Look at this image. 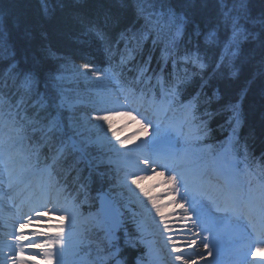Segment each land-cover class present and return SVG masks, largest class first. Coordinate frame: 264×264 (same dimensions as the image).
<instances>
[{
    "label": "snow or ice",
    "instance_id": "6c2138e0",
    "mask_svg": "<svg viewBox=\"0 0 264 264\" xmlns=\"http://www.w3.org/2000/svg\"><path fill=\"white\" fill-rule=\"evenodd\" d=\"M41 2L45 14H48V0ZM215 4V23L207 31L203 29L207 28L208 20H197L195 14L189 12L178 13L171 6V0H132L134 20L123 27H120L118 19L107 14L102 23L89 21L85 34L93 35L104 45L110 67L118 69L111 72L85 63L82 68L73 66L69 73L66 62L60 63L53 71L36 56L29 57L26 51L18 59L17 52L0 34V62L7 61L6 65L0 64V198L12 199L11 191L25 180L28 184L35 180L42 192L55 187L53 172L57 167L66 166L68 175L75 172L74 179L82 190L87 188V183H109L113 179L112 166L117 164L118 182L112 187L120 189L116 196L125 198L126 194V202L121 204L115 198L102 200L104 215L97 222L103 235L96 242L95 264H128L121 254L124 249H139L144 244V219L151 218L154 223L152 212L160 217L164 232L172 231L164 212L167 205L161 203L160 195L153 194L154 186L145 187L141 183L165 177L166 172L167 177L158 183L169 187L161 195L170 197L169 203L181 210L179 220L184 222L183 229L193 237L183 242L168 237L172 253H178L174 256L178 264H199V260L205 259L203 254L195 251L185 256L184 248L178 243L187 248H194L199 243L205 250L209 249L212 243L210 235L218 219L213 209L215 212L222 210L211 197V207L204 203V197L210 192L218 193L237 212L247 210L254 213L264 225V184L245 190L232 172L237 164L226 159L215 169L214 177L204 171L194 173L196 194L193 195L188 174L176 163L183 157L176 150L168 131H162L160 125L146 119L139 109L118 111L116 106L107 107L104 99L92 102L94 106L90 116L77 115L81 97L68 87L80 78L94 84L102 80L115 81L117 85L124 78L127 83L125 90L135 101L142 105L154 104L158 88L159 95L167 99L171 107L179 100L180 86L186 82L179 77L180 63L200 70L206 67L200 53L201 35L206 44L220 48L215 70L228 69L229 74L234 75V61L243 43L255 42L264 50V10L255 15L250 0H215ZM80 22L84 23L82 19ZM109 24L119 28L115 37L107 31ZM186 28H191L196 45L186 48L180 55L178 41L185 35ZM221 32L226 38L218 35ZM149 41L152 47L145 58ZM157 48L160 57L157 67L153 68L152 53ZM42 52L45 59L65 60L50 47L43 48ZM169 61L172 72L168 75L173 82L165 76ZM125 74H130L131 78L127 79ZM198 100L199 94L182 105L187 120L197 119L194 111ZM225 110L232 113L228 124L232 128L230 136H235L240 124L238 106L229 105ZM133 111L141 118L132 115ZM204 115L210 118L212 114L205 112ZM116 116L130 118L139 125L137 132L148 138L137 143V132L121 137L119 130L114 128ZM201 125L194 133L197 139L206 127L203 121ZM44 148H48L50 155H44ZM158 168L162 170L157 171ZM149 169L151 175H147ZM49 203L42 196L29 207L28 214L21 217L14 233L8 234L12 240L4 243L8 253L0 255V264H37V258L40 264H65V252L71 243L65 231V221H68L70 230L74 217L55 204L49 207ZM54 213H59L58 219L51 215ZM30 226L31 231L26 234L25 229ZM253 243L264 244V228L255 239L248 238L246 248H251ZM28 250L34 251L26 255ZM149 254L137 256L135 264H146L145 256ZM258 254L264 255V247L255 248L253 255ZM243 256L242 264H259L246 259V250Z\"/></svg>",
    "mask_w": 264,
    "mask_h": 264
},
{
    "label": "trees",
    "instance_id": "16d2710c",
    "mask_svg": "<svg viewBox=\"0 0 264 264\" xmlns=\"http://www.w3.org/2000/svg\"><path fill=\"white\" fill-rule=\"evenodd\" d=\"M171 6L178 13L189 12L195 14L197 20L209 21L204 31L214 26L216 12L215 0H171ZM49 12L45 14L41 0H0V34L6 37L7 43L17 52V58H22L25 51L29 57L36 56L46 68L55 71L60 63H67L69 73L73 66L81 68L85 63L104 69L110 61L104 51V45L91 34H85L86 24L89 21L103 22L104 16L110 15L120 21V27L134 20L132 0H48ZM250 7L255 15L264 10V0H250ZM84 23H81L80 20ZM107 31L115 37L119 28L109 24ZM222 39L223 32L218 34ZM30 37V38H29ZM191 39V43L189 40ZM178 52L183 55L186 48L196 45V38L191 35V28H186L185 35L178 41ZM200 53L204 58L206 67L200 70L192 65L179 66V77L186 82L180 86V101L192 100L199 94L195 114L199 126L201 121L204 127L203 141L194 144L195 152L204 154L205 146L215 151L225 143V137L232 132L228 119L232 115L225 109L229 105L238 106L240 124L230 147L231 153L244 157L249 166L258 173H264V50L255 42H245L241 45L235 67L234 75L229 74L228 69H216V61L219 59L220 48L212 44H206L204 36L199 37ZM50 47L65 60L59 62L44 58L43 48ZM151 41L146 45L144 57L151 49ZM152 67H157V59L160 50L152 53ZM0 64H7L2 61ZM215 70V71H214ZM172 72V64L169 61L165 76L172 81L168 73ZM130 79V74H125ZM124 79V78H122ZM126 80V79H124ZM207 81V83H205ZM88 82L83 78L68 85L81 97V106L77 115L91 114L92 106L87 103L93 93L87 89ZM203 85V88L201 87ZM211 113V117L204 115ZM90 116V115H89ZM44 155H50L48 148L43 149ZM42 155V156H44ZM41 156V157H42ZM59 181H65L68 186L74 184L72 191L81 202L86 201L96 206V194L106 188L113 191L120 189L117 184L112 166L113 179L109 183L101 184L99 181L87 183L84 195L80 192V183L74 179L75 172L66 174L64 168L57 167L53 172ZM87 175V172L84 173ZM115 199H121L118 196ZM121 204L126 202L121 199ZM103 233L94 223L86 229V239L82 247L88 252L91 264L96 260V242ZM143 246L139 249H124L121 256L128 264H135V258L143 255Z\"/></svg>",
    "mask_w": 264,
    "mask_h": 264
},
{
    "label": "rangeland",
    "instance_id": "374dc122",
    "mask_svg": "<svg viewBox=\"0 0 264 264\" xmlns=\"http://www.w3.org/2000/svg\"><path fill=\"white\" fill-rule=\"evenodd\" d=\"M88 89H94L97 91L96 96H92L90 101L93 102L104 99L107 101V105H106L107 107L116 106L118 111L139 109V111L143 114V116L146 119L152 121L153 124L160 125L162 131H165L168 123L173 122L174 126L172 127L171 130L168 131V133L172 138L173 144L176 146V150H179V147L182 144L185 143L188 144L191 139L196 138L194 133L196 131L197 124L195 123V121L187 120L183 108L178 106L177 104H174L171 107H169L168 102L166 103L163 102L161 104H158V102L155 101V103L152 105H148V104L142 105L141 103L135 101L132 97L128 95L127 91L125 90L126 88L120 87V85H117L115 81L109 83L107 81L102 80L101 83L98 84L92 83L90 86H88ZM132 115H137V112L133 111ZM140 118L141 117L137 115V119ZM93 123H97V122L94 121ZM114 128L119 130L121 137H123V136H130L133 132H137L139 125L136 124L134 121H131L130 118L128 117L116 116L114 118ZM5 131H7V129ZM137 136H138V140L136 141L137 143H139L140 140L142 139L148 138V137H144L141 133L138 132H137ZM191 161H194V159L193 158L186 159L184 162L180 164V167L186 172V174H188L190 181V188L192 189V186L194 185V173L192 172V170L196 164L191 163ZM176 163L178 164V161H176ZM220 164L222 165L223 162H220ZM115 165L118 167L117 164ZM141 167H143V165H141ZM160 170L162 169L159 168L157 169V171ZM238 174H239L238 182L243 185V188L245 190H248L250 187L247 189L245 183L252 182L254 178L251 177L247 178V176H244V173L241 168L238 171ZM147 175H151V169H149ZM167 175L168 173L166 172L165 177H157L155 180H145L141 182L142 185L145 187L154 186L153 194L160 195L161 203L167 205V207L164 209L166 222H168L169 228L172 229V231L170 232L167 233L164 232L163 225L160 224V217L155 216L154 212H152V217H154L155 219L154 223L151 218L144 219V232L147 234L145 236L144 242L148 249V253L150 252L148 256L153 259L155 264H178V262L174 260V256L178 253H172L171 245L167 243V239L169 236H171L172 239L173 237H176V239H173L176 241H178L180 237H183L185 240V235L178 232H174L176 225L183 222L176 219V217H178V214L176 213L177 208H175L174 205L169 203L170 197L161 195L162 193H165L169 185L159 184L158 181L166 178ZM34 183L35 180H33L31 184H28V182L25 180L24 182H21L18 187L14 188L11 191L10 195L12 196V199H8L7 197H4L9 204H6L4 208L0 207V220L3 221L2 222L3 227L0 230V255L8 253V248L3 247V245L5 242L8 243L11 242L12 236L8 234L14 233L15 228L18 226L19 222L21 221V217L24 214H28L29 209L27 210L25 209V207L27 205H29V207L32 206V204L40 200L42 196L50 201L48 205L49 207L55 204L58 208L65 209L67 215H71L72 217H74L76 214V211L74 210L71 204L65 201L64 198L58 197V195H56L57 192L53 187L48 188L46 191L42 192V194H38L37 184ZM209 197L213 199H217L218 196L217 193L210 192L208 193V195H206V199L204 197L205 199L204 203L209 204V207H211V204L209 202ZM21 198H24V201H22L18 205V210H20L21 213L20 215L19 214L16 215L14 204L17 201L20 202ZM140 198L142 200L144 199L142 196ZM145 203H147V201H145ZM148 207L150 208V205H148ZM174 208L175 211H173ZM51 215H53L56 219H58L59 213H54ZM217 215H221V214H217ZM10 217L12 221L11 223H10ZM44 219H46V217ZM216 223L219 224L218 219ZM65 224H66V228H65L66 234H68L69 232L76 233V231L78 230V227L75 223V217L73 223L70 225V230L67 220L65 221ZM221 225L223 224L221 223ZM29 231H31V226L29 227V229H25L26 234ZM74 240L75 238L71 239L70 241L73 242ZM210 241H212V243H210V247L208 250H205L203 248V245L201 244V248L199 249L198 252L204 255L205 259L203 260L205 262H209L210 260V264H212L213 263L212 259L214 258V255L224 252L225 247L223 248V245L225 243H228L230 245L232 241L227 240L226 238L224 239L217 238L213 234L210 235ZM178 246L183 247L179 243ZM260 247H264V244L261 245ZM33 251L34 250H28L26 252V255H31ZM169 252L172 253V256H167ZM208 252H211L212 254L208 255ZM73 253H74L73 251H69V256L67 259H70ZM229 259L231 260L232 257H230ZM37 264H40L39 258H37Z\"/></svg>",
    "mask_w": 264,
    "mask_h": 264
},
{
    "label": "bare ground",
    "instance_id": "6f19581e",
    "mask_svg": "<svg viewBox=\"0 0 264 264\" xmlns=\"http://www.w3.org/2000/svg\"><path fill=\"white\" fill-rule=\"evenodd\" d=\"M0 206L5 207V202H3V200H1V199H0ZM176 213L178 214V217H176V219L179 220V216L182 215V212H181L180 209L177 208ZM0 222H1V220H0ZM183 223L184 222H181L180 224H177L176 228H175V231H174V232H178V233H181V234L185 235V240H184L183 237H180L178 239V242H183V241H186L188 239L193 238L190 233H188L186 230L183 229ZM190 226L191 225L189 224V227ZM1 228H2V225L0 224V229ZM193 231H195V229H193ZM179 244H181L184 247L183 254L185 256L191 254L193 251L199 253L198 251L201 248V244H199V243L194 248H187L182 243H179ZM254 251H255V249L251 251V248H247V257H246V259L248 261H257V262H259V264H264V255H259V254L258 255H253ZM234 253H237V251L234 252ZM231 255H232V251L231 250H229V252L225 253V254H220V253L215 254L214 258L212 259V262H213L212 264H242L241 261L244 259V256L243 257L238 256V257L233 258V259L230 260L229 258H230ZM167 256H172V253L169 252L167 254ZM199 264H210V260H209V262H205L203 259L199 260Z\"/></svg>",
    "mask_w": 264,
    "mask_h": 264
},
{
    "label": "water",
    "instance_id": "95a60500",
    "mask_svg": "<svg viewBox=\"0 0 264 264\" xmlns=\"http://www.w3.org/2000/svg\"><path fill=\"white\" fill-rule=\"evenodd\" d=\"M105 199H109L110 200V197L107 195V193L103 192L100 194L99 196V202L102 204V200H105ZM101 206V205H100ZM102 209V208H101ZM104 213V212H103Z\"/></svg>",
    "mask_w": 264,
    "mask_h": 264
}]
</instances>
